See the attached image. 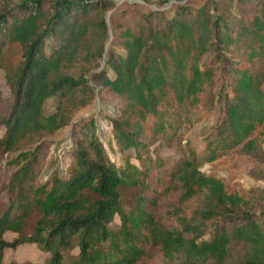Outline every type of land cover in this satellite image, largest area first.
<instances>
[{
    "label": "trees",
    "instance_id": "1",
    "mask_svg": "<svg viewBox=\"0 0 264 264\" xmlns=\"http://www.w3.org/2000/svg\"><path fill=\"white\" fill-rule=\"evenodd\" d=\"M140 1L0 0V69L13 93L5 112L0 88V150L36 143L9 160L0 264H264V185L243 190L201 169L235 151L264 167V0ZM97 99L123 164L96 117L75 121ZM74 121L68 173L36 182L43 136ZM186 133L174 162L154 157L156 141L154 149L182 144ZM254 173L264 179V168ZM24 242L48 258L5 262L6 249Z\"/></svg>",
    "mask_w": 264,
    "mask_h": 264
},
{
    "label": "rangeland",
    "instance_id": "2",
    "mask_svg": "<svg viewBox=\"0 0 264 264\" xmlns=\"http://www.w3.org/2000/svg\"><path fill=\"white\" fill-rule=\"evenodd\" d=\"M123 1L124 0H116L118 4ZM135 1L144 3L140 0ZM190 1L191 0H153V4L148 5L153 8H166L176 3ZM157 3H160L161 5L159 6V4ZM110 13L111 11L108 14ZM108 19L110 21V17ZM12 59L16 60V56L13 55ZM0 88L5 99L4 111L7 112L13 100V93L6 81L4 69H0ZM116 103L120 104V101H117L115 103L113 101L111 105H108L107 109L109 108L111 113L118 112ZM55 106L56 98L50 97L45 102L44 108L46 112H52L55 110ZM104 114V103L100 99H97L88 107L81 109L76 115L75 121H78L82 117H96L98 132L101 138L105 141L110 156L118 165L123 164L124 154L117 148V144L113 138L112 127ZM75 121L54 134L43 136L42 140L45 142L47 152L45 154V157L42 159L40 165V174L37 177L36 182L39 183L45 181L48 176L56 169L62 175H66L68 173L70 164L72 163L71 151L75 146V133H77L79 129V126ZM202 124L203 122H199L198 130L201 128ZM4 131L5 126L0 125V136L3 135ZM185 135L186 136L183 138L182 144H178L177 142H175L174 144H170L168 147L159 145L157 149H154L157 143H159V141H156L151 146L154 157H157L159 155L164 157L168 162H174L183 153L184 144L186 142V139L189 137L188 133H186ZM190 137L193 139V144L200 147L202 136L198 135V133H193L190 135ZM109 140H111V143H109ZM35 145L36 143L34 142V139H28L20 142L19 146L14 150H10L7 152H2L0 150V205L8 200V183L15 170V166L13 164H10L9 160L15 158L20 151L32 149ZM197 150L200 152L201 148H198ZM125 154L130 155L134 163L139 162L138 159L134 156L135 152L133 149L127 150ZM252 165L254 164L251 159L242 155L240 152L235 151L230 156H228L225 161L206 162L201 166V169L209 174H215L223 178L233 179L237 183L239 188L248 190L257 185H264V179H258L254 173L255 170L256 173H260V171H262L264 167L262 165L256 164L254 168H251ZM35 219L36 216L28 221L27 225L25 226V233L29 234L32 231ZM120 223L121 219L119 215H116L114 221L111 223V226L112 228H118ZM17 236L18 233L14 231L9 230L5 233V238L9 241H12ZM77 251L78 247L74 249V252ZM48 256L49 253L43 251L37 243L24 242L17 247H9L6 249L5 262L16 260L19 262L36 261L43 263L48 258ZM139 264L164 263L160 259H154L147 262L142 261Z\"/></svg>",
    "mask_w": 264,
    "mask_h": 264
}]
</instances>
